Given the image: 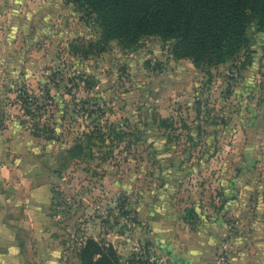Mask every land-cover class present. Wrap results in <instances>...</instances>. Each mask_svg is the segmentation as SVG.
Listing matches in <instances>:
<instances>
[{
	"label": "rangeland",
	"instance_id": "obj_1",
	"mask_svg": "<svg viewBox=\"0 0 264 264\" xmlns=\"http://www.w3.org/2000/svg\"><path fill=\"white\" fill-rule=\"evenodd\" d=\"M2 12L0 210L18 203L26 235L0 264H77L85 237L119 264H264V28L247 25L233 61L195 68L155 36L103 43L64 0H0Z\"/></svg>",
	"mask_w": 264,
	"mask_h": 264
},
{
	"label": "trees",
	"instance_id": "obj_2",
	"mask_svg": "<svg viewBox=\"0 0 264 264\" xmlns=\"http://www.w3.org/2000/svg\"><path fill=\"white\" fill-rule=\"evenodd\" d=\"M64 1L93 17L103 43L115 40L123 48H134L142 38L155 36L171 41L172 57L189 59L195 68L233 61L248 47L247 25L255 23L264 28V0ZM79 80L88 87L93 85L82 76ZM92 111L87 117L97 109ZM112 132H100L99 137ZM81 150L80 144L75 143L67 153L78 157ZM74 257L77 264H119L112 244L91 237L83 238L74 250Z\"/></svg>",
	"mask_w": 264,
	"mask_h": 264
},
{
	"label": "crops",
	"instance_id": "obj_3",
	"mask_svg": "<svg viewBox=\"0 0 264 264\" xmlns=\"http://www.w3.org/2000/svg\"><path fill=\"white\" fill-rule=\"evenodd\" d=\"M6 1V0H2ZM4 3V2H3ZM9 5V4H8ZM2 13H0V22L3 20ZM8 14V13H7ZM39 194V188H37L35 191H33V194H31V198L33 199L32 201L36 205V214H42L44 210H46L48 206V191L45 192L43 191V187H41V194ZM6 203L8 202L9 208L6 209L4 208L3 212L0 210V262L3 263V258L1 259V254H6L8 256H4L7 261L10 263H14L15 259L14 257L11 258L9 257V254L14 255L18 251V239L21 237L19 233L24 232L26 235V229L24 227V220L22 217L20 218L21 213L18 210H11V205L15 204L17 205L18 203H12L11 201H5ZM1 205V202H0ZM35 213V211H33ZM23 214V213H22ZM176 230L173 232V234L164 236L165 239L167 240L165 242V250H170L173 246V242L177 236L174 235ZM181 249L186 248L189 249L190 247L193 249L195 246V243L197 240L195 239V232H184L181 231ZM168 237H171L170 240ZM161 249H164L163 245H159ZM14 249V250H13ZM185 250V249H184ZM12 252V253H10ZM179 257L175 256L172 257L171 260L172 262H178L177 258H185L186 256L178 254ZM193 257V254L191 255Z\"/></svg>",
	"mask_w": 264,
	"mask_h": 264
},
{
	"label": "water",
	"instance_id": "obj_4",
	"mask_svg": "<svg viewBox=\"0 0 264 264\" xmlns=\"http://www.w3.org/2000/svg\"><path fill=\"white\" fill-rule=\"evenodd\" d=\"M254 127H255V128H263V127H264V120H262V119H257V120L254 122Z\"/></svg>",
	"mask_w": 264,
	"mask_h": 264
}]
</instances>
